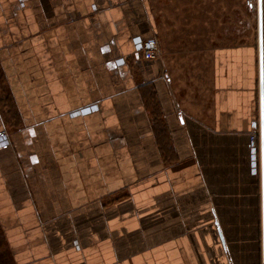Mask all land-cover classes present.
I'll use <instances>...</instances> for the list:
<instances>
[{"label":"crops","instance_id":"obj_1","mask_svg":"<svg viewBox=\"0 0 264 264\" xmlns=\"http://www.w3.org/2000/svg\"><path fill=\"white\" fill-rule=\"evenodd\" d=\"M178 1L0 0V264H264L259 21Z\"/></svg>","mask_w":264,"mask_h":264},{"label":"rangeland","instance_id":"obj_2","mask_svg":"<svg viewBox=\"0 0 264 264\" xmlns=\"http://www.w3.org/2000/svg\"><path fill=\"white\" fill-rule=\"evenodd\" d=\"M211 1V2H210ZM215 1L216 0H180L178 1L177 5H173V7H171V18L173 20V22L176 23L177 28L180 27L181 24V20L183 18L184 15H189L190 19L192 20V23L195 25L197 22L200 21L201 19V14L204 12L201 11L204 9V7L208 8L209 5V10L213 9V12L215 10ZM230 1V0H228ZM233 1V0H232ZM234 0V7L232 8L233 4H230V2H226L225 4V10H226V25H225V32H226V37L230 38V39H225L223 42L221 41L220 38L216 39V36H212L210 38V45H221V44H225V45H231L233 43H231L232 39V31L236 30L237 26H236V21L235 20H240V22L238 23V25L240 26L241 30L246 29L245 27L250 28V42L258 35V9H257V3L253 2V4L250 2L251 0H239L241 1V6H236L237 3H235ZM181 2V3H180ZM186 2V5H184ZM208 3V5L206 4ZM213 3L214 7L212 6ZM191 4V5H190ZM236 4V5H235ZM184 6H186V10L184 8ZM248 6L250 7V9H248ZM168 9V7H166ZM212 12V11H211ZM167 14H170L169 12H167ZM228 14V15H227ZM230 15V16H229ZM235 19V20H234ZM241 23V25H240ZM213 24V25H212ZM235 24V25H234ZM195 27V26H194ZM217 27L219 28L220 31V21L214 20V23L209 22V28L210 30H217ZM234 27V28H233ZM199 29V25L197 26L196 30ZM179 30V29H177ZM212 33V32H211ZM228 35V36H227ZM248 40V38H247ZM158 42L160 44V49H161V53L158 59H163L166 54L164 53V42L161 39H158ZM193 76H197V78H199V70H197V72H194ZM210 77V76H209Z\"/></svg>","mask_w":264,"mask_h":264},{"label":"built area","instance_id":"obj_3","mask_svg":"<svg viewBox=\"0 0 264 264\" xmlns=\"http://www.w3.org/2000/svg\"><path fill=\"white\" fill-rule=\"evenodd\" d=\"M252 4L253 2L257 3V9L259 8V0H251L250 1ZM134 44L136 47V52L140 55H142L145 59L147 60H155L158 59L161 53L160 49V44L157 39H142V38H136L134 39ZM83 114V113H80ZM79 114V115H80ZM252 153H253V158H254V164L255 168L258 167V153H259V148L257 146V138L256 136H252ZM0 148L7 146L9 144V139L8 136L5 132L0 134Z\"/></svg>","mask_w":264,"mask_h":264},{"label":"water","instance_id":"obj_4","mask_svg":"<svg viewBox=\"0 0 264 264\" xmlns=\"http://www.w3.org/2000/svg\"><path fill=\"white\" fill-rule=\"evenodd\" d=\"M258 21H259V40H260V52H261V67L262 74L264 70V0H259L258 8ZM262 140H263V170H264V126L262 128Z\"/></svg>","mask_w":264,"mask_h":264}]
</instances>
